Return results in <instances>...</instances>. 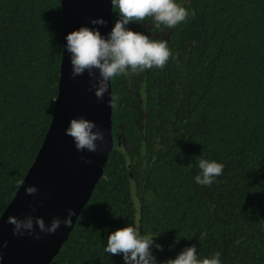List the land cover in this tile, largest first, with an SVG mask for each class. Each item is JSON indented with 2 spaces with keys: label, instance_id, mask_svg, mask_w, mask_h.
<instances>
[{
  "label": "trees",
  "instance_id": "1",
  "mask_svg": "<svg viewBox=\"0 0 264 264\" xmlns=\"http://www.w3.org/2000/svg\"><path fill=\"white\" fill-rule=\"evenodd\" d=\"M178 2L192 14L172 29L129 25L173 55L111 79L120 139L51 264H123L103 246L125 223L159 233L158 260L196 244L222 264H264V0ZM62 34L61 0H0V216L50 126ZM200 157L224 165L210 186L193 181Z\"/></svg>",
  "mask_w": 264,
  "mask_h": 264
},
{
  "label": "water",
  "instance_id": "2",
  "mask_svg": "<svg viewBox=\"0 0 264 264\" xmlns=\"http://www.w3.org/2000/svg\"><path fill=\"white\" fill-rule=\"evenodd\" d=\"M61 6L62 48L66 33L81 25L91 26L93 18L102 17L106 21L97 26L102 34L112 25L110 0H61ZM93 79L87 71L73 76L69 55L62 49L59 91L50 126L33 163L0 216V264H51L102 177L115 143L111 80L103 96L97 98ZM79 116L94 121L103 134V139L96 141L94 152L78 151L72 138L65 134L69 119ZM25 185H35L37 191L26 194ZM69 208L76 215L68 227L61 223L55 232L46 233L35 226V217L43 218L47 225L54 216L62 220ZM28 215L34 219L33 234L25 231L23 235H14V226L6 222L7 218L23 219Z\"/></svg>",
  "mask_w": 264,
  "mask_h": 264
},
{
  "label": "clouds",
  "instance_id": "3",
  "mask_svg": "<svg viewBox=\"0 0 264 264\" xmlns=\"http://www.w3.org/2000/svg\"><path fill=\"white\" fill-rule=\"evenodd\" d=\"M115 18L106 34H102L98 25L106 24L102 17L90 20L89 25H81L64 36L63 51L69 55L71 74L73 76L87 71L93 77L92 87L97 98L103 96L111 79L125 73H140L146 69H162L169 61L171 53L167 41L150 37L146 32L134 30L130 24H141L150 18L158 28L168 29L182 23L192 13L178 0H110ZM78 151H95L96 141L103 139V134L95 122L83 116L69 119L65 128ZM197 174L193 176L196 185L210 186L222 174L224 165L215 159L200 157L196 161ZM26 194L37 191L35 185H25ZM76 215L73 209L67 214L52 217L46 225L43 218L35 217V226L40 232L53 233L63 223L65 227L72 224ZM13 227V234L23 235L25 231L33 234L34 219L31 215L18 219L7 218ZM155 235L141 234L138 227L125 223L108 232L103 252L110 258L120 255L123 264H222L221 253L214 251L201 255L196 244L183 246L174 256L158 260L155 251H162L163 245ZM37 238L39 233L36 234ZM179 242L175 237L173 244ZM171 246V245H170Z\"/></svg>",
  "mask_w": 264,
  "mask_h": 264
},
{
  "label": "rangeland",
  "instance_id": "4",
  "mask_svg": "<svg viewBox=\"0 0 264 264\" xmlns=\"http://www.w3.org/2000/svg\"><path fill=\"white\" fill-rule=\"evenodd\" d=\"M119 139H120V136L116 137V138H115V143H117V140H119ZM115 143H114V144H115Z\"/></svg>",
  "mask_w": 264,
  "mask_h": 264
}]
</instances>
